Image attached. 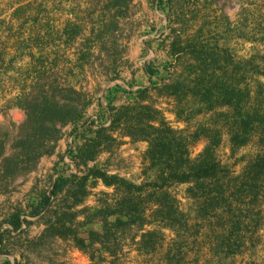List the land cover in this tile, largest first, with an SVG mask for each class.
Wrapping results in <instances>:
<instances>
[{"label": "rangeland", "instance_id": "1", "mask_svg": "<svg viewBox=\"0 0 264 264\" xmlns=\"http://www.w3.org/2000/svg\"><path fill=\"white\" fill-rule=\"evenodd\" d=\"M184 29L189 37L202 30L204 41L218 42L243 62L247 90L239 99L264 110V0H0L1 254L12 259V251L21 250L31 262L43 257L45 263L54 258L56 264L58 257L60 264H96L70 243L44 238L48 218L31 214L59 175L82 176L97 165L143 182L145 144L101 152L87 167L79 168L73 157L95 137L87 132L90 123H95L92 131L109 125L110 106L121 107L138 90L187 67L175 68L172 56V43L184 36ZM74 91L81 95L80 103ZM24 96L31 104H18ZM45 99L78 105L80 117L65 125L45 121L46 130L40 115ZM159 104L174 128L211 130L201 135L193 158L209 144L206 135L221 140L215 156L227 177L225 189L236 203L231 215L208 211L204 197L190 196L189 184L173 187L183 223L175 231L164 230L163 250L149 259L133 251L125 264H264V184L254 205L237 201L243 194L241 182L248 181L244 178L250 166L264 152V139L256 133L245 146L232 145L237 118L228 106L192 115L188 125L177 122L173 104L166 99ZM101 192L112 189L99 182L86 205L95 206ZM14 216L19 230L11 224ZM240 220V230L229 223Z\"/></svg>", "mask_w": 264, "mask_h": 264}, {"label": "trees", "instance_id": "2", "mask_svg": "<svg viewBox=\"0 0 264 264\" xmlns=\"http://www.w3.org/2000/svg\"><path fill=\"white\" fill-rule=\"evenodd\" d=\"M187 32L188 29H184V36L178 35L172 43L175 68L187 67L175 70L171 77L159 84L153 83L138 90L127 104L119 108L110 106L109 125H100L92 131L95 123H90L91 129L87 132H93L95 137L78 147L73 157L79 168L87 167L88 162L95 161L101 152L111 153L115 147H123L127 144L126 138L132 144L146 143L143 182L109 174L97 165L88 168L82 176L77 173L59 175L53 180L49 194L44 193L31 214L48 218L44 238L70 243L96 264L108 262L109 258H112L110 264H125L133 251L138 257L149 259L163 250L164 230L175 231V226L183 223L184 211L171 191L173 187L189 184L188 193L194 199L204 197L206 210L233 214V203L236 202L225 189L227 177L221 174L223 168L215 156V147L221 140L206 135L210 138L209 144L193 158L192 149L201 135L211 130L201 126L194 131L188 127L174 128L159 102L166 99L173 104L177 122L188 125L192 115L211 112L222 106L232 108L237 118L232 126L237 130L231 143L237 147L245 146L256 133L264 139V110L244 105L239 99V93L247 90L243 87L246 79L242 72L245 68L243 62L235 61L230 51L218 42L204 41L202 30L190 37ZM148 73L153 77L154 72L148 70ZM74 92L80 103L81 95ZM30 102L29 97L24 96L18 104ZM41 106L42 121L44 124L49 121L53 126L75 122L81 114L78 105H60L49 99H45ZM49 115L54 116L52 120ZM226 117H229L228 113ZM45 127L47 130L46 124ZM249 170L244 178L248 181L241 182L243 194L237 200L246 206L255 204L258 191L264 184V152ZM99 182L112 192L99 193L96 205L87 206L86 201ZM229 223L238 230L243 224L242 220ZM11 224L16 230L21 228L17 216L13 217ZM128 240L130 245L126 244ZM126 246L129 248L127 252Z\"/></svg>", "mask_w": 264, "mask_h": 264}, {"label": "crops", "instance_id": "3", "mask_svg": "<svg viewBox=\"0 0 264 264\" xmlns=\"http://www.w3.org/2000/svg\"><path fill=\"white\" fill-rule=\"evenodd\" d=\"M127 103H128V101L127 102L125 101L121 106H123V105H125ZM125 141L127 142V144H125L124 146L130 145L132 147V146H138L139 144H145V145H147L146 143H142V142L141 143L132 144V143H130V140L128 138H126ZM94 162H97V160L94 161ZM115 168H116V170H118L119 167H115ZM44 231H43L42 236H44ZM52 240L55 241V239H52ZM58 241H60V239H56V242H58ZM21 259L26 260L27 261L26 264H47V263H45L43 257L41 258V260L35 259V260H33L31 262L29 259H27L26 255L24 253H22L21 250L18 251V252L13 250L12 251V259H11V257H8L7 255H3V254L0 253V264H2L3 262H5L6 260H10L11 264H22ZM56 262H57L56 264H60L58 257H56ZM52 264H55L54 258L52 259Z\"/></svg>", "mask_w": 264, "mask_h": 264}]
</instances>
